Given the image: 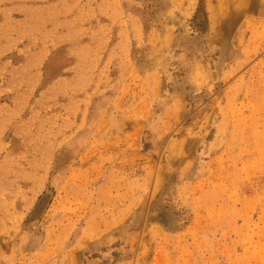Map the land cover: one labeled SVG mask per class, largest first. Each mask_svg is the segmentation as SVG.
Returning a JSON list of instances; mask_svg holds the SVG:
<instances>
[{
    "label": "rangeland",
    "instance_id": "374dc122",
    "mask_svg": "<svg viewBox=\"0 0 264 264\" xmlns=\"http://www.w3.org/2000/svg\"><path fill=\"white\" fill-rule=\"evenodd\" d=\"M0 264H264V0H0Z\"/></svg>",
    "mask_w": 264,
    "mask_h": 264
}]
</instances>
